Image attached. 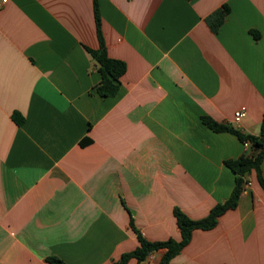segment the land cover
<instances>
[{"label":"crops","instance_id":"0c3cea01","mask_svg":"<svg viewBox=\"0 0 264 264\" xmlns=\"http://www.w3.org/2000/svg\"><path fill=\"white\" fill-rule=\"evenodd\" d=\"M94 1L107 55L126 66L113 97L95 92ZM263 115L264 0H0V264H111L138 246L131 222L150 242L180 240L173 210L206 217L234 187L225 162L254 153L202 118L257 136ZM170 264H264L254 171Z\"/></svg>","mask_w":264,"mask_h":264},{"label":"trees","instance_id":"16d2710c","mask_svg":"<svg viewBox=\"0 0 264 264\" xmlns=\"http://www.w3.org/2000/svg\"><path fill=\"white\" fill-rule=\"evenodd\" d=\"M229 12L226 6L212 14L209 19V25L213 32H216L222 24L224 16ZM94 20L99 47L97 50H89V53L100 74V81L95 87L98 96L106 98L113 97L118 91L119 78L126 70L125 63L120 60L108 57L105 45L100 32V17L97 4L94 1ZM17 124L22 123V119H18L17 115L12 116ZM202 122L214 132H228L237 137L242 143H249L254 153L252 155H244L234 161H226L225 165L235 174V182L229 198L215 205L206 217L200 220H191L179 209L173 210L174 217L180 232V240L168 239L163 242H150L142 237L135 229L133 223L130 227L137 236L138 246L131 252L121 255L119 260L111 264H127L130 259L136 260L137 264H145L148 257L160 249L165 252L161 257L159 264H170L171 260L176 257L182 249L190 242L192 232L194 230L208 231L213 229L218 221L227 210L233 209L237 205L238 198L244 189L246 176L254 171L257 175L260 186L264 191V182L260 175V166L264 157V115L261 120L259 135L253 136L242 133L240 130L229 125L219 124L208 117H203ZM48 264H65L56 257L46 259Z\"/></svg>","mask_w":264,"mask_h":264},{"label":"built area","instance_id":"2783aa9c","mask_svg":"<svg viewBox=\"0 0 264 264\" xmlns=\"http://www.w3.org/2000/svg\"><path fill=\"white\" fill-rule=\"evenodd\" d=\"M5 1V0H3ZM245 116V109L244 108H241L239 111H237L235 114H234V120L235 121H239L240 119H242L243 117ZM250 144L249 143H244V146H249ZM145 264H148V263H145Z\"/></svg>","mask_w":264,"mask_h":264}]
</instances>
